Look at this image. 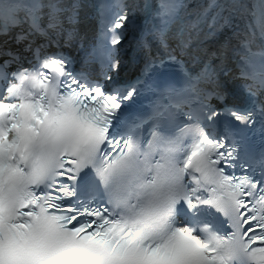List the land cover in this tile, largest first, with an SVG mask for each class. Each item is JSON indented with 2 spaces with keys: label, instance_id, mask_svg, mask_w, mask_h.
Wrapping results in <instances>:
<instances>
[{
  "label": "snow or ice",
  "instance_id": "6c2138e0",
  "mask_svg": "<svg viewBox=\"0 0 264 264\" xmlns=\"http://www.w3.org/2000/svg\"><path fill=\"white\" fill-rule=\"evenodd\" d=\"M78 7L0 0V264H264V152L253 155L248 135L259 124L264 136V59L246 42L242 104L228 102L209 68L186 73L183 87L157 85L151 115L130 120L123 109L137 86L109 83L128 6L113 0L102 80L48 51L75 38L63 24ZM180 7L156 6L152 35L165 50ZM208 7L214 30L223 15L215 0ZM256 21L264 43V3ZM172 63L171 51L150 58L149 79Z\"/></svg>",
  "mask_w": 264,
  "mask_h": 264
}]
</instances>
